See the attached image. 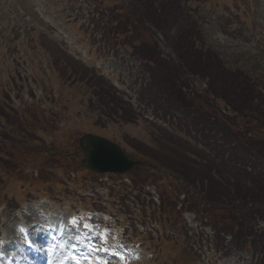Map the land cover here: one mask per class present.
<instances>
[{
    "label": "rangeland",
    "instance_id": "rangeland-1",
    "mask_svg": "<svg viewBox=\"0 0 264 264\" xmlns=\"http://www.w3.org/2000/svg\"><path fill=\"white\" fill-rule=\"evenodd\" d=\"M133 6L138 7L135 0H0V108L11 116L16 114L29 134V142L24 144L18 140V130L15 133L11 127L0 126V147L3 149L0 150V231L18 234L16 215L28 218L30 212L36 213V209L41 208L50 209L51 213H67V208L71 207L90 224L106 226L109 222L111 228L118 227L120 233L116 229L111 235L113 244H138L142 252L130 253L129 257L137 256L136 260L141 264H255V253L239 251L227 235H220L223 246L219 247L221 251L216 256L204 249L199 257L191 248V240H175L174 234L169 235L171 228L166 230L164 240L156 242V236L144 234L142 226L134 224L139 221V214L132 198L136 201L135 196H139L137 200L144 196L140 195V190L126 189L124 182L129 176L98 175L85 168L78 139L86 133L118 143L133 159H140L143 152L152 154L158 164L173 173L172 176L167 173L166 178L153 175L148 169L141 168L132 171L131 178L137 187L149 191L153 199L160 195L162 202L164 191L172 193L171 189L175 190L170 199L174 197L175 200L170 204L172 208L175 203L179 204L173 214L181 212L186 228H198L193 212L187 208L201 207L188 203L180 205V202L182 198L183 201L190 200L193 192L197 194L191 181L203 179L206 163L195 156L203 148L193 143L183 145L178 139L183 133L174 131L176 137L173 139L146 119V114H152L153 105H143L139 100L142 88L149 83V74L143 61L131 56L121 44V36L110 31L113 18ZM178 6L179 9H175ZM171 7L161 16V33L144 20L146 31L140 29L147 43L153 44L156 36L162 44L161 50L158 45L157 49L168 68H179L170 47L184 44L183 38L190 39L188 34L181 33L186 32L189 17L187 21L193 25L188 32L199 34L196 46L215 54L222 68L254 80L259 96L263 97L264 108V0H173ZM76 48L90 51L89 55L97 63L80 58ZM183 52L185 50L181 51L185 55ZM97 67H100L99 71ZM61 68L64 69L62 72L57 70ZM193 69L197 74L188 81L195 90L203 89L205 85L201 79L207 82L210 72L201 70L199 65ZM183 72L182 93L187 92L185 76H191ZM212 78L215 81V76ZM214 81V89L229 92L232 100L240 104L238 99L242 98L235 97L232 91L235 85L228 89L220 86L219 80ZM110 86L116 91L115 100L129 102V105H122L129 121L120 119L118 112L114 115L97 103L94 91L104 94ZM180 96L181 107L200 103L199 98H194L192 103L189 98ZM219 106L223 107V103L219 102ZM173 111L181 120L183 114ZM228 114L232 115L231 112ZM238 122L246 123L245 119ZM180 125L178 127L185 128L184 123ZM129 144H135L137 150ZM241 172L236 176L241 184L254 189L257 183L264 190V179H254L250 183ZM104 188H108L110 200H107L108 192L105 195ZM57 198L58 203L55 202ZM106 203L110 205H104ZM195 203L198 205V201ZM254 207L252 210H257L256 215L264 214V207H260L261 212ZM3 214L9 222H3ZM259 223L260 228L264 227L263 222ZM201 230L210 233L209 228L203 230L201 226ZM126 248L129 249V245Z\"/></svg>",
    "mask_w": 264,
    "mask_h": 264
},
{
    "label": "trees",
    "instance_id": "trees-1",
    "mask_svg": "<svg viewBox=\"0 0 264 264\" xmlns=\"http://www.w3.org/2000/svg\"><path fill=\"white\" fill-rule=\"evenodd\" d=\"M172 1L173 0H135L139 9L133 6L134 9L132 8L126 13H118L111 21L110 31L113 34L120 35L121 44L127 47L134 56L142 59L144 62L145 70L150 75V82L148 87L142 90L143 101L151 100L154 103L156 112H162L164 115H166L168 110H181L190 120V123L195 128L194 130H197V128L201 126L202 128H206L209 134L214 131L216 133L215 136H205L207 143L209 140H213L214 143V138L218 134L221 135L220 140L222 144L219 148L221 149L222 155L216 157L220 160H216V158L212 160L208 158L205 159L206 164L203 163L205 164L203 179L194 178L191 181L193 185H195L196 181H200L198 184L201 200L198 201V199L191 196V199L188 200L187 203L193 207H201L195 210L196 214H202L198 216L199 219L207 220L212 223L210 225H213L212 229L215 232V240L221 233H224V235L228 234L236 243H240L241 241L239 245L244 247L250 246L256 251H259L261 255L260 264H264V231L259 235L253 231L255 217L264 220V214L256 215L257 210L254 211L255 214L250 212L254 206H256V208L264 207V190H262L261 186L257 183H253L254 189H250L241 184L235 176L230 175L232 179L230 180L223 172L227 169L230 171L228 172L229 174L241 172V170L238 172L239 169L230 166V164L223 159L224 151L227 153L229 150L234 152L236 150L241 153V155H238L241 160L250 157V152L254 151V156L260 161L262 159L264 162V134L256 133V138H247L241 129H238V131L233 130L229 124L224 122L222 118H219L220 116L216 110L207 104L203 96L197 93H189V95L193 97L191 99L192 103L195 102L194 100L196 98H199L200 103H198L197 106L193 104L192 107L191 105L188 107H181L180 103L182 104L183 102L179 100V97H181V88L183 87V82L181 80L184 79L183 71H186L191 76L196 75L197 73H193V67L199 65L201 70L203 69L210 72V75L215 76L216 79L214 81L212 76L208 75L209 78H206L207 88L203 91V95L222 100L225 105L232 109L239 117L253 124L256 123L260 128L264 127V108H262L263 103L261 101L263 97L259 96L257 85L252 79L237 73V71L222 68L215 54L212 52L210 53L208 49L202 46L199 48L196 46L198 44L196 38L199 37V34L196 32H188L192 29L193 25L191 21H187L189 17L186 19V32L180 31L181 33L188 34L190 39L187 40L183 38L182 42H185L184 44L180 46L172 45L170 47L179 60L181 68H177L176 66L168 68L167 62L160 58L157 42L154 40L153 44L147 43L140 29L146 31V27H144L142 23V20H144L152 28L161 33L162 30L160 25L163 21L161 16L172 8ZM175 9H179V6ZM182 50H185V52H183L185 55L181 54ZM212 63H214V68L212 67ZM198 76L199 75L196 77ZM218 80L219 84L221 83L220 86H225V88L228 89H232L235 85L232 91L235 97L239 96L242 98V100H240V98L238 99L240 104L232 100V96L229 92H219L218 88L214 89L212 83L213 81L216 83ZM95 96L97 103L101 107L106 108L109 112L114 114H116V108H118L120 111L122 110L120 113L121 118L127 120L125 116L126 110L121 106V103L115 101L109 91L106 90V94L95 92ZM151 101H149L148 104H152ZM189 107L191 108L188 109ZM208 107H210V109ZM130 147L137 150L135 144ZM140 155L142 159L150 164L161 166L155 161V157L152 154L143 152L140 153ZM135 170L138 171L142 169L138 167ZM206 173L208 176H206ZM241 174L250 183H252L254 179H264V171L249 174L243 170ZM204 183H206V185H204ZM163 199H165L167 207H169L171 196L165 194ZM195 201H198V205ZM241 209H244V212L241 211ZM262 210L263 209H261V211ZM162 212L169 223L171 219L175 217L171 208L170 210L168 208L167 210H162ZM220 213H224L226 217L221 219V217H219ZM217 241L220 242V238H217Z\"/></svg>",
    "mask_w": 264,
    "mask_h": 264
},
{
    "label": "water",
    "instance_id": "water-1",
    "mask_svg": "<svg viewBox=\"0 0 264 264\" xmlns=\"http://www.w3.org/2000/svg\"><path fill=\"white\" fill-rule=\"evenodd\" d=\"M78 142L83 151L86 168L96 173L123 174L141 164L129 160L118 145L104 138L83 135Z\"/></svg>",
    "mask_w": 264,
    "mask_h": 264
},
{
    "label": "snow or ice",
    "instance_id": "snow-or-ice-1",
    "mask_svg": "<svg viewBox=\"0 0 264 264\" xmlns=\"http://www.w3.org/2000/svg\"><path fill=\"white\" fill-rule=\"evenodd\" d=\"M70 224L76 229V232L78 233L79 229L76 228V226L79 224V220L76 217H73L70 220ZM83 229H84V235H88L90 232H96L100 235L101 239L106 244L108 243L107 233L106 232H100L98 226H95L94 224H90V223H84ZM20 231L24 232L25 229L21 228ZM69 240H75V241L79 242L80 236L78 234H74L73 236L69 237ZM118 247L123 248V247H125V245L123 243H120V244H118ZM70 259L74 262V264H84L85 261H87V264H93V261L87 255H70ZM97 264H106V262L98 261Z\"/></svg>",
    "mask_w": 264,
    "mask_h": 264
}]
</instances>
